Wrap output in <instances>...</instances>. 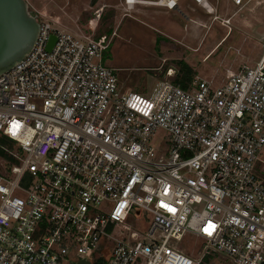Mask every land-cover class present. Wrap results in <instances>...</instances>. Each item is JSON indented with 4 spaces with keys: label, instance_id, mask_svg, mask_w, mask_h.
Returning <instances> with one entry per match:
<instances>
[{
    "label": "built area",
    "instance_id": "obj_1",
    "mask_svg": "<svg viewBox=\"0 0 264 264\" xmlns=\"http://www.w3.org/2000/svg\"><path fill=\"white\" fill-rule=\"evenodd\" d=\"M33 14L32 50L0 76V264H94L102 241L104 264L264 262V35L256 65L220 86L184 90L169 68L135 93L103 63L116 33L74 35ZM138 209L152 217L145 235L124 225ZM187 236L203 242L196 258L176 245Z\"/></svg>",
    "mask_w": 264,
    "mask_h": 264
},
{
    "label": "rangeland",
    "instance_id": "obj_2",
    "mask_svg": "<svg viewBox=\"0 0 264 264\" xmlns=\"http://www.w3.org/2000/svg\"><path fill=\"white\" fill-rule=\"evenodd\" d=\"M26 1L31 12L71 34L110 40L116 33L118 37L105 52L103 63L115 70L124 91L152 92L155 83L169 68L179 74L180 62L192 69L194 81L201 78L220 86L243 66H255L263 53L264 0H256L240 10L229 0H210L215 6V14L211 16L205 9H197L195 0H181V6L187 9L186 18L163 15L167 29L158 25L160 15L154 16L155 19L159 17L156 23L137 18L143 15L142 11L156 7L141 5V10H128L124 0H96L94 4L92 0ZM100 8H104V14L96 23L94 13ZM196 19L202 23L193 22ZM225 21H230L229 26L224 25ZM196 31H199L198 39L192 36ZM260 159L264 162V150ZM124 221L126 227L145 235L152 217L138 209ZM117 231L125 233L123 227ZM115 238H119L117 234ZM176 245L196 258L203 242L187 236ZM111 247V242L102 241L93 263L100 259L107 262L112 254Z\"/></svg>",
    "mask_w": 264,
    "mask_h": 264
},
{
    "label": "water",
    "instance_id": "obj_3",
    "mask_svg": "<svg viewBox=\"0 0 264 264\" xmlns=\"http://www.w3.org/2000/svg\"><path fill=\"white\" fill-rule=\"evenodd\" d=\"M38 33L39 23L26 0H0V76L30 53ZM55 41L54 37L50 40L48 51ZM78 264L90 263L82 261Z\"/></svg>",
    "mask_w": 264,
    "mask_h": 264
},
{
    "label": "crops",
    "instance_id": "obj_4",
    "mask_svg": "<svg viewBox=\"0 0 264 264\" xmlns=\"http://www.w3.org/2000/svg\"><path fill=\"white\" fill-rule=\"evenodd\" d=\"M140 1H149V0H140ZM181 0H179V2L177 3V7L175 8V10H168L167 8L163 7V6H154L156 8H154V10H144L142 11V14L143 15H138L137 18L139 20H141L142 22H150V23H153L159 19V17L161 18V21L159 20V23L158 25L162 28V29H167V22L162 20L164 17H162L163 15L165 16H168V17H172V18H177V15L179 16H183L184 18H186V10L187 9H184V6H181V3H180ZM209 5L214 9V5L210 2V0L208 1ZM230 3V2H229ZM141 5H144V4H138L134 7V9H139L141 10L142 8H140L139 6ZM145 6V5H144ZM197 9H200L199 7H201L202 9H205L206 13L208 14V16H211V15H214L215 14V10H214V13H209L207 11L206 8H204L203 6L197 4ZM155 15H160L158 17V19H155L154 16ZM193 22H196V23H202L201 21H199V19H196L195 21ZM199 31H196L195 33L192 34L193 37H195L196 39H198V33ZM186 38V37H185ZM185 38L183 40H185Z\"/></svg>",
    "mask_w": 264,
    "mask_h": 264
},
{
    "label": "trees",
    "instance_id": "obj_5",
    "mask_svg": "<svg viewBox=\"0 0 264 264\" xmlns=\"http://www.w3.org/2000/svg\"><path fill=\"white\" fill-rule=\"evenodd\" d=\"M92 3H96V0H92ZM112 33V32H111ZM180 70L179 74L175 80V84L180 86L182 89L187 90L189 89L191 83L194 81L192 78V69L185 64L184 62H180ZM97 264H104V262L99 261Z\"/></svg>",
    "mask_w": 264,
    "mask_h": 264
},
{
    "label": "snow or ice",
    "instance_id": "obj_6",
    "mask_svg": "<svg viewBox=\"0 0 264 264\" xmlns=\"http://www.w3.org/2000/svg\"><path fill=\"white\" fill-rule=\"evenodd\" d=\"M13 127L14 128H18L19 125L16 122H13ZM13 134H15L13 132ZM165 194H167V190H165ZM161 207L165 208L166 210H168L169 212H174L175 209L173 207H171L170 205H168L167 203H164L163 201L161 202ZM215 227V225H213L211 222H209L208 226L205 228V231L211 235V229H213Z\"/></svg>",
    "mask_w": 264,
    "mask_h": 264
},
{
    "label": "bare ground",
    "instance_id": "obj_7",
    "mask_svg": "<svg viewBox=\"0 0 264 264\" xmlns=\"http://www.w3.org/2000/svg\"><path fill=\"white\" fill-rule=\"evenodd\" d=\"M164 2H165V0H164ZM199 3H200L199 5L206 8L209 13H211V14L214 13V9L209 5L208 1L204 2V0H199ZM131 9H132V7L129 8V10H131Z\"/></svg>",
    "mask_w": 264,
    "mask_h": 264
}]
</instances>
